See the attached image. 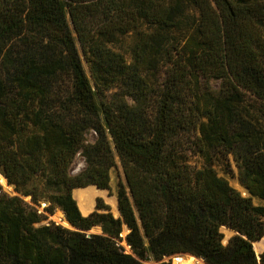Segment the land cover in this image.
Masks as SVG:
<instances>
[{
	"label": "trees",
	"instance_id": "obj_1",
	"mask_svg": "<svg viewBox=\"0 0 264 264\" xmlns=\"http://www.w3.org/2000/svg\"><path fill=\"white\" fill-rule=\"evenodd\" d=\"M0 170V264H264V0H0Z\"/></svg>",
	"mask_w": 264,
	"mask_h": 264
},
{
	"label": "rangeland",
	"instance_id": "obj_2",
	"mask_svg": "<svg viewBox=\"0 0 264 264\" xmlns=\"http://www.w3.org/2000/svg\"><path fill=\"white\" fill-rule=\"evenodd\" d=\"M132 42H133L132 36L124 37V38H121L119 40V42L114 45V48L117 49V50H121L122 52H126V51H128V48H129V46L131 45ZM84 66H85V69L87 71V74L90 76L89 67H88L87 63L85 62V60H84ZM85 166H86V164H85L84 160L81 157L78 158V160L76 161V163L72 167V170H71L72 174L73 175L78 174L79 172H81L85 168ZM233 168H234L235 173L237 174V172H238L237 167L234 165ZM217 170H218L220 176H223V177L227 178L230 181L231 185L234 188H236L238 191H240L243 194V196H246V197L249 196L248 192L240 184L237 176L232 177V176H230L228 174H225L224 170H222L221 167H218ZM0 177H3L5 179V177L3 176L1 170H0ZM124 179L125 178H124V174H123V170H122L121 164L118 162V167L116 169H114L112 171V173H111L110 188L106 189L104 194L98 195V196L95 197L93 210L90 213H88L87 215H83V216L87 217L91 213H93L96 210L97 200L98 199H102L104 204H106V205H108L110 207L111 212L113 213V215L115 217H118V214H117L116 209H115V205L118 207L119 184L121 182H124ZM5 181H6V179H5ZM0 186L2 187L3 192L8 194L9 196H19L27 204H29L31 207L37 208L41 213H43L45 215L46 219L43 221L42 225L54 222V223H56L58 225L63 226L64 228L72 230L70 227H67V221L68 220L66 219L65 214L60 209H57L55 211V213L52 215V214L47 213V212L44 211V208H43L44 205L42 207H37L35 204H33L32 201H31V197H23V196H21V194L16 190V187L14 185L7 184V182H6V184H3V183L0 182ZM77 192H78L77 189L74 190L73 196H74L75 200L77 201V203L79 204V199L77 197ZM254 203L256 205H263V203L261 201L257 200V199H254ZM92 231L94 233H96V234H100L102 232L101 229L98 228V227L94 228ZM221 231H222V233L224 235V244L227 245L229 243V241L231 240V238H233L235 236V233H234L233 230H231V229H229L227 227H223L221 229ZM128 233L129 232L126 229H124V232H123L124 237ZM122 245L125 247L124 242L122 243ZM255 247H256V251H257L256 255L258 257L261 256V254L264 251V240L261 243L255 245ZM125 249L127 250L126 247H125ZM175 257H180L184 261L188 260V257L185 256V255H175V256H173V258H175ZM194 261H196V260H194ZM171 263L174 264L173 261ZM144 264H157V263L151 261V262H145ZM197 264H203V263L201 261H197Z\"/></svg>",
	"mask_w": 264,
	"mask_h": 264
},
{
	"label": "bare ground",
	"instance_id": "obj_3",
	"mask_svg": "<svg viewBox=\"0 0 264 264\" xmlns=\"http://www.w3.org/2000/svg\"><path fill=\"white\" fill-rule=\"evenodd\" d=\"M0 182L6 184V181L3 177H0ZM77 197L79 199V209L82 215H87L90 213L94 208V199L98 195H102L105 193V190H101L96 186H90L84 189H77ZM116 212L118 214V207L115 205ZM67 227L68 224H67ZM195 260V259H194ZM191 258H188L187 261H184L180 258L176 264H197V261H194Z\"/></svg>",
	"mask_w": 264,
	"mask_h": 264
},
{
	"label": "water",
	"instance_id": "obj_4",
	"mask_svg": "<svg viewBox=\"0 0 264 264\" xmlns=\"http://www.w3.org/2000/svg\"><path fill=\"white\" fill-rule=\"evenodd\" d=\"M6 179V178H5ZM6 182H7V184H9V182H8V180L6 179ZM46 205H44V207H45ZM43 207V208H44ZM119 217H121V213H120V210H119V206H118V217L117 218H119ZM67 224H68V226L72 229V230H74V231H82V230H80V229H78V228H76L74 225H72L69 221H67ZM125 229L129 232V229H128V227L125 225ZM89 236L90 235H92V234H96V233H94L92 230L91 231H88V232H86ZM235 233V232H234ZM236 234V233H235ZM123 237H124V235H122ZM124 245L127 247V252L128 253H132V251H131V247L126 243V242H124ZM179 255H185V256H187L188 258H191V259H195L196 261H201L203 264H206V262H205V260L203 259V258H197L196 256H194V255H191V254H179ZM174 259V260H173ZM180 259V257H175V258H173V257H171V258H168V259H166V261H168V262H172L173 261V263L174 264H176L177 263V261ZM258 259L260 260L261 259V256H259L258 257Z\"/></svg>",
	"mask_w": 264,
	"mask_h": 264
}]
</instances>
